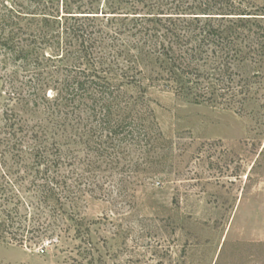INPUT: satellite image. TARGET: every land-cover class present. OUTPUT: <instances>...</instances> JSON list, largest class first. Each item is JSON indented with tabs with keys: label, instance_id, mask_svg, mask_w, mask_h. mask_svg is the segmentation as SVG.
Wrapping results in <instances>:
<instances>
[{
	"label": "trees",
	"instance_id": "1",
	"mask_svg": "<svg viewBox=\"0 0 264 264\" xmlns=\"http://www.w3.org/2000/svg\"><path fill=\"white\" fill-rule=\"evenodd\" d=\"M3 7L0 47L12 53L14 75L25 79L13 94L28 114L18 112L7 122L8 146L33 152L30 161L23 158V171H0V238L21 243L61 240L66 229L56 224V206L86 193L95 199L116 193L128 216L139 217L134 187L114 186L105 194L106 182L96 179L103 167L94 159L73 182L62 171L71 157L63 151L72 154L82 144L90 155L103 151V178H110L120 161L109 151L124 154L136 134L153 147L149 127L142 124L152 115H140L128 103L130 88L162 87L194 103L222 105L235 83L233 64L253 52L240 47L248 36L244 23L264 19L262 10L253 12L246 0H17L15 7ZM3 59L7 68L8 58ZM230 94L231 104L237 93ZM42 102L49 103L48 111ZM32 105L38 110L31 111ZM43 112L47 118H29ZM146 173L150 179L158 171ZM95 223L80 222L74 229L91 247L87 264L97 261L92 256Z\"/></svg>",
	"mask_w": 264,
	"mask_h": 264
},
{
	"label": "rangeland",
	"instance_id": "2",
	"mask_svg": "<svg viewBox=\"0 0 264 264\" xmlns=\"http://www.w3.org/2000/svg\"><path fill=\"white\" fill-rule=\"evenodd\" d=\"M16 1L0 0V10L6 11L4 4L15 7ZM246 1L253 12L260 8L264 13V0ZM259 20L244 23L242 31L248 36L240 47L253 52L244 62L233 64L237 75L230 90L237 97L231 104L226 100L231 95L227 89L222 105H215L194 103L162 87L147 92L130 88L128 103L138 114L152 115L142 124L149 127L153 147L136 134L134 141L124 145V154L109 151L120 161L110 178H103V151L90 155L83 144L72 154L63 151L71 157L62 171L73 182L94 159L103 167L96 179L106 182L105 194L114 186L134 187L139 217L128 216L116 193L95 199L85 192L73 203L56 206V224L66 229L61 240L55 236L21 243L0 238V264H87L91 257L86 249L91 247L74 230L80 222H96L91 224L96 264H264V36H260L264 19ZM4 56L7 68L1 63ZM15 71L12 53L0 47L1 173L23 171V160L30 161L33 152L10 151L8 146L12 136L7 122L18 112L26 114L13 94L25 79L14 75ZM41 105L48 111L49 103ZM47 116L43 112L28 117ZM149 169H156L157 176L147 179ZM46 241L51 245L41 253Z\"/></svg>",
	"mask_w": 264,
	"mask_h": 264
},
{
	"label": "built area",
	"instance_id": "3",
	"mask_svg": "<svg viewBox=\"0 0 264 264\" xmlns=\"http://www.w3.org/2000/svg\"><path fill=\"white\" fill-rule=\"evenodd\" d=\"M50 245H51V241H46L43 247L40 249V252L45 253Z\"/></svg>",
	"mask_w": 264,
	"mask_h": 264
}]
</instances>
